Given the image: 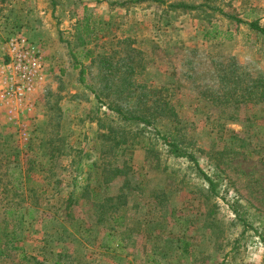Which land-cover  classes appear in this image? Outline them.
<instances>
[{"label":"rangeland","instance_id":"rangeland-1","mask_svg":"<svg viewBox=\"0 0 264 264\" xmlns=\"http://www.w3.org/2000/svg\"><path fill=\"white\" fill-rule=\"evenodd\" d=\"M252 20L264 0H0V45L21 32L44 63L29 109L0 106L1 247L20 235L0 264H264Z\"/></svg>","mask_w":264,"mask_h":264},{"label":"built area","instance_id":"built-area-1","mask_svg":"<svg viewBox=\"0 0 264 264\" xmlns=\"http://www.w3.org/2000/svg\"><path fill=\"white\" fill-rule=\"evenodd\" d=\"M0 53V106L14 116L31 106L43 74V54L37 44L17 31L0 45Z\"/></svg>","mask_w":264,"mask_h":264},{"label":"trees","instance_id":"trees-1","mask_svg":"<svg viewBox=\"0 0 264 264\" xmlns=\"http://www.w3.org/2000/svg\"><path fill=\"white\" fill-rule=\"evenodd\" d=\"M129 1L138 2V1H144V0H129ZM170 7L171 8H181V9H192V8H194L193 5H190V4H187V3H184V2H178V3H175V4H171ZM248 25H249V27L252 30L260 33L261 35H264V27L260 26L258 24L257 20L250 21L248 23ZM81 73H83V70L81 71ZM108 109L112 110L114 113H116L119 116H121L122 119H125V120H128V121H134V120L136 121V120H138V121H141L143 123L149 124V121H147V120H145V119H143L141 117L126 115V113H124L118 107H113V106L108 105ZM161 136H162L161 138L164 140V142L168 144L169 152H171L176 157H186V158H188L191 162L194 163L195 167L200 172H202L199 169V167H198V162L196 160V157L193 155V153L188 151L187 147H181L180 144L184 142L182 137L173 136V135H170V136L167 137L166 135H163V134ZM202 174H203L204 178L208 181V184L210 186V190L212 192H214V188H215L214 182L207 175H205L204 173H202ZM12 211H13V208L10 206L8 208V211H7V213H8L7 216L8 217L11 215ZM109 216L111 217V220H112V224H108L109 229H112L116 225L117 226H122L123 225V218H124L123 214L119 215L118 213H116L114 211V212H110ZM22 219H23L22 216H19L17 218V222L21 223ZM110 233H111V231L105 233V236H107V239H106L105 243H109V240H110L109 236H111ZM19 240H20V235L16 231H14V230L9 231V236L8 237H6V234H5V239H4V244H3L5 247L2 248L1 245H0V254L3 253L6 250V248H8V246H12L11 244H13L14 242L19 241Z\"/></svg>","mask_w":264,"mask_h":264}]
</instances>
